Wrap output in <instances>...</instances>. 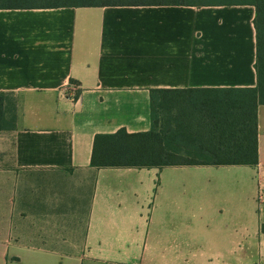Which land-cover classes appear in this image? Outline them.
Here are the masks:
<instances>
[{"label": "crops", "instance_id": "1", "mask_svg": "<svg viewBox=\"0 0 264 264\" xmlns=\"http://www.w3.org/2000/svg\"><path fill=\"white\" fill-rule=\"evenodd\" d=\"M255 14L0 9V264H264V104L257 166L92 165L97 134L151 130L153 90L164 121L256 87Z\"/></svg>", "mask_w": 264, "mask_h": 264}, {"label": "trees", "instance_id": "2", "mask_svg": "<svg viewBox=\"0 0 264 264\" xmlns=\"http://www.w3.org/2000/svg\"><path fill=\"white\" fill-rule=\"evenodd\" d=\"M237 5H251L256 10L257 86L215 89L221 98L216 104L190 112L181 111L179 118H165L164 121L161 120L159 96L164 91L153 90L151 130L130 133L120 129L111 134H97L92 165L98 168L259 164L258 108L264 104V0H0V9ZM72 82L78 84L75 80ZM4 97L5 94L0 93V129L5 121ZM202 129H207V133L202 135ZM177 130L187 131V142L177 140Z\"/></svg>", "mask_w": 264, "mask_h": 264}, {"label": "built area", "instance_id": "3", "mask_svg": "<svg viewBox=\"0 0 264 264\" xmlns=\"http://www.w3.org/2000/svg\"><path fill=\"white\" fill-rule=\"evenodd\" d=\"M68 86V89L66 91V95L71 99H76L78 97V90L79 85L75 84L73 82H70ZM261 197L264 198V192H261Z\"/></svg>", "mask_w": 264, "mask_h": 264}]
</instances>
